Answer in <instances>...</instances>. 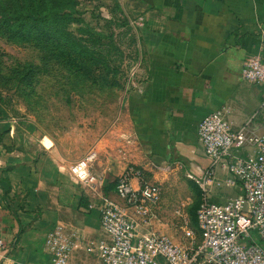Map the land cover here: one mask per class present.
Here are the masks:
<instances>
[{
	"label": "crops",
	"instance_id": "1",
	"mask_svg": "<svg viewBox=\"0 0 264 264\" xmlns=\"http://www.w3.org/2000/svg\"><path fill=\"white\" fill-rule=\"evenodd\" d=\"M123 4L138 26V62L110 124L88 140L102 192L116 200L115 178L127 164L145 176L158 167L202 170L208 159L195 127L211 110L222 109L231 126L250 118L251 129L264 134L262 85L240 76L248 56L264 61V0ZM10 118L0 120V264H49L45 233L59 226L96 236L98 212L67 170L80 152L70 158L32 118ZM235 191L221 187L212 199ZM76 244L69 264H102Z\"/></svg>",
	"mask_w": 264,
	"mask_h": 264
},
{
	"label": "built area",
	"instance_id": "2",
	"mask_svg": "<svg viewBox=\"0 0 264 264\" xmlns=\"http://www.w3.org/2000/svg\"><path fill=\"white\" fill-rule=\"evenodd\" d=\"M240 76L262 85L264 106V61L248 56ZM195 132L208 159L199 172H184L198 188L197 233L178 207L174 212L182 216L183 242L149 228L160 189L139 167L127 164L116 176L113 192L118 200L104 195L103 175L92 169L96 152L91 149L68 162L67 170L95 204L99 234L84 237L59 226L49 229L43 239L49 264H69L75 242L102 264H264V134L251 129L250 118L231 126L219 108L203 115ZM248 146L252 152L242 155L239 150ZM221 187L236 191L212 199Z\"/></svg>",
	"mask_w": 264,
	"mask_h": 264
},
{
	"label": "rangeland",
	"instance_id": "3",
	"mask_svg": "<svg viewBox=\"0 0 264 264\" xmlns=\"http://www.w3.org/2000/svg\"><path fill=\"white\" fill-rule=\"evenodd\" d=\"M75 8L77 12L71 14L74 18L65 25L66 30L72 45L83 46L88 57L95 56L107 64L106 70L101 69L106 75L102 74L98 81L88 77L66 81L55 57L46 58L31 42L13 41L0 35V78L5 81H0V116L13 120L32 118L61 144L64 152L72 154L70 158H75L78 152L80 155L91 149L96 152L88 140L110 124L139 58L135 15L126 9L123 0H77ZM24 62L35 66L30 85L16 84L8 78L10 69ZM111 73L118 85L108 81ZM239 151L242 155L249 154L252 148ZM95 160L96 154L92 169ZM147 175L160 189L149 228L159 230L174 242H183L180 223L184 216L187 226L197 233L198 189L185 176L183 168L158 167ZM177 207L182 216L174 212ZM261 245L264 246L263 241Z\"/></svg>",
	"mask_w": 264,
	"mask_h": 264
},
{
	"label": "trees",
	"instance_id": "4",
	"mask_svg": "<svg viewBox=\"0 0 264 264\" xmlns=\"http://www.w3.org/2000/svg\"><path fill=\"white\" fill-rule=\"evenodd\" d=\"M77 0H0V35L13 41H28L39 47L46 58L55 57L60 74L66 81L86 77L97 80L101 69L108 67L101 59L87 56L83 46L72 45L66 24L77 12ZM99 62V63H98ZM35 66L29 62L19 63L10 69L14 83L30 85ZM106 75V74H105ZM114 75L110 83L118 85ZM0 81H5L0 78ZM9 116H0V120ZM198 189V188H197ZM198 202V198H197ZM196 202V206H197ZM195 206V208H196Z\"/></svg>",
	"mask_w": 264,
	"mask_h": 264
}]
</instances>
